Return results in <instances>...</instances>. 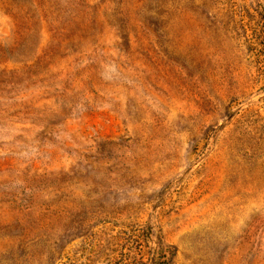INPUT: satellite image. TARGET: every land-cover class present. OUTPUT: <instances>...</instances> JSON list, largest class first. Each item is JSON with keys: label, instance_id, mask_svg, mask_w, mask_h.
I'll use <instances>...</instances> for the list:
<instances>
[{"label": "rangeland", "instance_id": "rangeland-1", "mask_svg": "<svg viewBox=\"0 0 264 264\" xmlns=\"http://www.w3.org/2000/svg\"><path fill=\"white\" fill-rule=\"evenodd\" d=\"M0 264H264V0H0Z\"/></svg>", "mask_w": 264, "mask_h": 264}]
</instances>
